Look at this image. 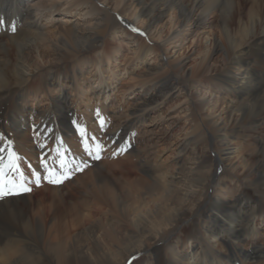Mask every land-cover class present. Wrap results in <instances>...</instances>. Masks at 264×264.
I'll use <instances>...</instances> for the list:
<instances>
[{
    "label": "bare ground",
    "instance_id": "6f19581e",
    "mask_svg": "<svg viewBox=\"0 0 264 264\" xmlns=\"http://www.w3.org/2000/svg\"><path fill=\"white\" fill-rule=\"evenodd\" d=\"M95 2L0 0V149L3 150L0 157H4L6 163L8 153L14 151L22 158H46L51 163L59 150L70 161L69 167L76 168L80 155L77 146L72 147L71 138L78 126L86 129L87 121L94 118V113L98 121H104L106 112L110 111L116 124L103 135L108 142L129 150L130 155L125 158L133 157L139 161L140 170L149 178L144 193L137 194L127 203L101 183L99 174L83 173L86 180L83 175L75 180L80 186L97 182L93 186V208L79 203L61 208L64 195L60 194L62 188L59 186L44 187L53 193L46 206L31 200L34 193L28 196L22 192L14 194L19 195L16 199L7 197L0 202V264L264 263L263 202L247 189L250 184L264 192V146L252 151L254 162L249 165L250 158L234 144L239 133L257 129L264 120V105L258 100L264 98V80H258L250 62L238 53L249 49L250 55L264 57L259 44L264 38V18L245 25L238 21L236 35L229 29L234 23L229 3L232 0H113L112 10L123 15L118 22L111 20L106 9H98ZM103 2L110 4L109 0ZM168 14V27L159 25ZM216 15L223 20L224 56L231 62L226 69L208 73L206 64L210 57L203 55L191 72L195 76L202 71L205 80L216 84V88L207 97L204 94L198 104L206 109L207 117L215 112L219 101L225 104L214 123L212 143L217 152L211 155L208 152L200 154L199 141H194L187 132L180 135L172 131L181 118L177 114L170 115L165 131L157 129L156 123L169 115L168 109L164 114L153 113L159 110L164 96L178 92L179 88L169 83L168 75L156 81L158 74L164 71L162 61L167 58L158 53L150 65L148 62L159 46L175 50L194 33L203 34L202 29ZM57 23V31L50 34L48 28ZM106 25L112 31V41L117 44L108 52L101 51L80 61L84 52L97 49L101 38L94 31ZM133 28L145 33L144 38L139 37V32H133ZM257 28L260 31L255 33ZM50 35L56 37L50 40ZM203 38L206 43L207 37ZM46 43L56 54L65 50L70 52L66 58L70 62L66 67L68 72L43 77L40 88L31 91L29 84L34 74L42 70L41 46ZM124 47L132 54L134 67L122 71L132 75L134 69L140 68L143 71L137 78L143 81L135 102L123 111L122 106L115 103L113 94L118 90L120 79L114 69L122 62L120 56ZM217 51L219 48L214 42L212 53ZM29 53L34 55L33 58ZM33 59L36 61L32 62ZM125 64L124 59L121 66ZM183 64L179 61L176 66L183 68ZM86 65L90 67V74L93 73L83 81L87 83L86 93L96 100L97 112L89 113L92 105L85 102L81 91L84 83L78 81L84 75ZM191 74L184 73L183 77L192 79ZM218 87L221 89L217 91ZM162 89L165 90L160 92ZM122 90L119 89V94L133 92ZM30 97L33 101L47 99L46 108L29 109L27 101ZM110 103L115 105L114 112L108 109ZM151 112V121L144 124ZM3 121L6 123L2 124ZM31 126L37 136L28 134ZM140 130L142 133L138 135ZM7 131L15 144L6 135ZM30 141L38 146L34 147V143L27 146ZM46 141L54 142L55 149L43 147ZM160 142L163 149L175 146L170 164L166 160L160 161L157 155ZM259 144L264 145L261 140ZM215 163L222 166L216 173L213 171ZM212 187H216L217 194L204 219L196 220L199 206ZM101 207L108 208V219L103 215L99 220L89 217L90 210L97 212ZM182 221L187 223L188 234L184 238L173 236L171 232ZM169 234V240L158 243ZM259 238L262 239L260 243ZM150 249L152 256H141Z\"/></svg>",
    "mask_w": 264,
    "mask_h": 264
},
{
    "label": "rangeland",
    "instance_id": "374dc122",
    "mask_svg": "<svg viewBox=\"0 0 264 264\" xmlns=\"http://www.w3.org/2000/svg\"><path fill=\"white\" fill-rule=\"evenodd\" d=\"M96 3V6L100 10H107V14L111 17V20H115L116 22L119 21L120 17L123 16L121 13L118 11L112 10L113 5L111 2L113 0H109L110 4L108 5V2H103V0H93ZM231 4L230 7V13H234V23L230 24V31L232 34H238V21H241L244 25L248 24L251 20H256L258 18H264V0H232V2H229ZM106 5V6H105ZM103 7V8H102ZM111 8V9H110ZM111 14H110V13ZM217 13V12H216ZM213 13V14H216ZM218 14V13H217ZM120 15V16H119ZM58 18V17H56ZM66 19H71L74 20V18H66ZM63 19V20H66ZM170 15L168 14L167 17H165L159 25L162 24H167L169 23ZM168 21V22H167ZM104 22V21H103ZM223 20L222 18L218 17L217 15L213 17L212 19L210 18V21L208 22L207 26H205L202 29L203 34H193L190 37H188L186 40L183 41V43L176 48L175 50H169L166 48H161L159 46V50H154L153 54L150 57V60L148 64L150 65L151 62L157 57L158 53L164 57L167 58V60L162 61L164 65V71H161L158 74V77L156 81L162 80L166 75L170 79H168L169 83H173L178 86L179 90L178 92H175L173 94H170L168 97H163L161 104L158 107V111L153 113L157 114L160 112V114L167 113L166 109H168L169 115L167 117H162L158 120L156 123L157 129L161 131H165L166 127L168 125L169 117L171 114H177L181 118L179 119V122L177 126L175 127L174 130L175 133L182 135L184 132H187V134L195 140H198V145L200 154L201 152H208L209 154L213 155L217 152L216 148L213 147V131H214V123L217 118V113L219 110L224 108L225 104H222V101H219L218 107L216 108L215 112L213 114H209V117H207L206 109L203 107H200L199 101H201V97L205 94L207 97L212 91V89L216 88L215 82H209L208 80H205V76L202 73V71H199L198 73H195L196 75L193 76L191 74L192 70L197 67L198 63L201 61V57L203 55L210 57L209 63L206 64V69L208 73H214L215 70L225 68L230 64V58L225 59L226 57L224 56L226 54L225 52V40L223 37ZM107 26V25H106ZM102 27L99 28L98 30H95L96 35L101 38V42L96 45L97 49H94L93 51H86L84 52L80 57V61H84L85 59H90L94 55L101 53L108 52L111 50L113 45H116L117 43L115 41H112V31L107 27ZM59 27V24H55L54 26H51L49 29L50 34H54ZM164 29L166 31L165 33L168 32V30ZM103 31V32H102ZM260 31V28H257L255 30V33ZM102 32V33H100ZM128 32V31H127ZM164 33V34H165ZM56 35H50V40L55 38ZM140 38L142 36H139ZM207 37L206 43L204 42V38ZM144 37H142L143 39ZM194 38V39H193ZM125 41L126 38H124ZM53 41V40H52ZM124 41V44L127 43ZM217 44L219 51L216 53H212V46L213 43ZM264 38L262 41H259L260 48L262 53H264V46L263 43ZM123 46V45H122ZM153 46V45H151ZM158 46V45H157ZM155 46V47H157ZM41 51L43 54V65H42V70L38 72V74H34V77L32 78V82L29 84V88L32 91L33 89L40 88V80L43 79V77H48V75H52L53 73L56 74H66L68 71L66 70V67H69L70 62L67 61V57L70 55V52H65L63 51L60 54H56L52 51L50 47H48V43H46L44 46H41ZM46 47V48H45ZM44 48V49H43ZM158 48V47H157ZM125 47L122 49V56H120L122 62H120L119 65L116 66L114 71L120 75V79L117 82V91L115 94H113L114 101L115 103L119 104L122 106V110H127L134 101V98L137 97L136 95L137 92L139 91L142 81L143 80H138L137 75L143 71L142 69H134L133 74L129 75L125 74L122 69L124 68L125 71L132 69L134 67V63L132 62V54L127 52ZM156 49V48H155ZM222 49V50H221ZM174 51V53H173ZM244 52V55L242 54ZM242 58L247 59L248 62H250V67L251 70L255 73L256 77H258V80H264V57H261L259 55H250V50L248 49L246 51L243 50L242 52H238ZM237 53V54H238ZM241 53V54H240ZM126 55V56H125ZM1 53H0V58H1ZM33 54L29 53V57L33 58ZM119 57V56H118ZM127 57V58H126ZM247 57V58H246ZM55 58V59H54ZM126 64L124 66H121L123 63L124 59ZM127 59L129 62L127 63ZM159 60V59H158ZM200 60V61H199ZM36 59H33L32 62H35ZM134 61V60H133ZM179 61H183V68H179L176 66V63ZM230 61V62H229ZM131 67V68H130ZM114 68V65H113ZM226 69V68H225ZM86 71H84V75L82 78H78L79 83H84L81 85V91H83V96L85 99V102H89L92 105V110L89 111L91 112H97V107L96 105V100L87 92L86 90V84L83 80H86L91 76V73L89 72L90 67L86 65L85 68ZM234 72L235 69H232ZM163 72V74H162ZM187 73L188 75L191 74L192 79H185L183 77V74ZM105 77L108 76L107 73L104 74ZM160 76V77H159ZM174 78H177V80H174ZM94 82V79L91 78ZM167 81V82H168ZM209 84V85H208ZM211 87V89H210ZM119 89L123 91L122 89H129L133 91L132 93L130 92L129 94H119ZM166 89V88H165ZM162 89L160 92H162ZM199 89V90H198ZM221 88H217V91ZM158 92V93H160ZM156 93V94H158ZM155 94V95H156ZM42 94L39 95V97ZM214 92H211V97H214ZM254 100V99H253ZM259 104H263L264 98H258ZM84 101V100H83ZM28 108L31 109H42L46 108L45 106L47 105L46 103L48 102L47 99H40L38 101H33V98L28 99ZM72 105V104H71ZM107 105V104H105ZM198 105V106H197ZM109 110L115 111V105L114 103H110L109 105ZM171 106H174V108H170ZM184 109H188L186 112L182 113ZM181 112V113H180ZM88 113V114H89ZM94 118L89 121H87V128L85 129L87 131L88 137L89 138H94V139H89L88 143L90 148L95 151L96 150V145L99 144L101 145V151H100V159H94L92 156H90L84 148V144L81 142V137L79 131L75 133L74 138H71L72 142V147L77 146L76 150L79 152L80 155V163L78 166L82 168V171H72L70 172V178L65 180L63 184L60 185H52L49 184L47 181L42 180L41 181V186L37 187L34 183H29L27 186L31 188L30 192H22L23 195H30L32 201H40L43 206L49 205L50 204V199L53 195L51 190H48L44 187H49V188H57L58 186L61 187V192L60 194L64 195V201L62 202L64 205H61L60 207L63 208L65 205L68 204H73V203H79L83 207L84 206H89L90 208H93V186H96V181H92V184H88L87 186H80L79 182H76L80 176H85L84 180H86V175L90 174L93 176H96L99 174L100 181L101 183L104 182L107 185V188L112 189L114 193H117L119 198L121 200H124L125 202H130L131 200L134 199V196L137 194L144 193V186H146L148 177L146 174H144L139 167V161L136 158H125L129 154V150L126 148L124 149L123 152H121V148L119 146L115 145L114 143H110L105 139V136L103 135V132L109 131L114 129L115 127V120L114 118L111 117L110 111L106 112V119L104 120V126H100V121L97 120V114L94 113ZM151 114L147 116V118L144 121V124L148 123L151 121ZM187 114H190L186 116ZM193 115V116H192ZM78 118V117H77ZM188 118V120H187ZM98 121V122H97ZM261 123L262 125L257 127V129L252 130V129H245L241 133H239L238 139L235 140V146L240 147L239 149H242L245 153L246 156L250 158V164L252 165L254 162V154L252 151H257V149L261 146L259 144V140H261L264 143V120ZM6 122H2L4 124ZM169 129V128H168ZM178 129V130H177ZM101 130V131H100ZM103 130V131H102ZM171 130V129H169ZM36 132L33 129V126H31V129L29 128L28 134H31L32 136ZM137 133H135V137H137ZM142 133V130H140L139 134ZM7 131L6 135H9V139L15 144L14 139ZM241 134V135H240ZM36 135V134H35ZM37 136V135H36ZM135 142V141H134ZM34 143V144H33ZM34 145V147L38 146V144L34 141H30V143L27 144V146L31 147V145ZM162 142H160V149H163V145H161ZM43 147H47L48 150H54L55 145L54 142H43L42 144ZM157 148L158 152L157 155L159 156L160 161L166 160L167 163L170 164L172 161V153L175 151V146H171L169 149H163L159 151L160 149ZM247 149V150H246ZM115 153V155H114ZM74 156V155H73ZM38 157V156H37ZM56 157V156H55ZM22 158V157H21ZM36 161H35V160ZM38 160V161H37ZM41 159L40 157L36 158L34 156L29 159L28 157H23L21 160V165H22V170L24 171H29L28 165H31V170H38L36 166L39 165ZM128 161V162H127ZM29 162V163H28ZM35 162V163H34ZM26 163V164H25ZM28 163V164H27ZM31 163V164H30ZM97 166V168H96ZM222 166L219 165L218 163H215V166L213 168V171L216 173L220 170ZM27 169V170H26ZM75 169V168H73ZM44 170L43 168L40 169V172L42 173ZM86 175H84V174ZM43 174V173H42ZM143 180V181H142ZM145 180V181H144ZM78 181V180H77ZM142 181V182H141ZM100 183V184H101ZM140 183L142 185H140ZM256 187L254 185L248 184L247 189L250 191V194L257 199L261 200L263 202L262 205V211L264 213V192L259 191L258 189H255ZM37 191V192H36ZM147 193V191L145 192ZM126 194V195H125ZM217 194L216 187H212L204 201L200 204L199 209L197 214L195 215L196 220H203L205 214H207L209 206L211 205L212 201L214 200L215 196ZM145 195V194H144ZM19 195H14L8 198L11 199H16L18 198ZM7 198V199H8ZM43 201V202H42ZM60 204V203H59ZM80 205V206H81ZM108 208L101 207L99 208L97 212H92V210L89 211V217L93 219H100L103 216H107L106 218L108 219L107 213ZM115 219V218H114ZM111 221V220H110ZM107 220V222H110ZM50 222V220H48ZM187 223L185 221H182L179 223V225L176 227L174 231L171 232L173 236H182L184 238V235L188 234V229ZM185 232L181 234V232L184 230ZM261 233V232H260ZM181 234V235H180ZM170 234L165 235L163 238L158 240L159 244H162L163 242H166L169 240ZM264 238V235H263ZM262 241L261 238H259L258 243ZM222 248V247H221ZM152 249L146 251L145 253H142L141 256H152ZM137 260V258H136ZM264 264V263H261Z\"/></svg>",
    "mask_w": 264,
    "mask_h": 264
},
{
    "label": "snow or ice",
    "instance_id": "6c2138e0",
    "mask_svg": "<svg viewBox=\"0 0 264 264\" xmlns=\"http://www.w3.org/2000/svg\"><path fill=\"white\" fill-rule=\"evenodd\" d=\"M15 31V28L12 29ZM133 32H139L138 29L133 28ZM141 36L145 35L143 32H139ZM100 126H104V121L101 119ZM81 142L84 144L85 151L94 159H100L101 145H96V150L93 151L89 146V138L87 131L78 126ZM0 151H3L0 149ZM124 149H121L123 152ZM115 155V153H114ZM22 158L11 151L8 153L7 162L5 163L4 157H0V202L6 200L7 197L19 194L20 192H30L31 188L27 185L34 183L37 187L41 186V181H47L52 185H60L70 178V172L82 171L80 166L75 169L69 167L70 161L65 157V153L57 150V156L49 163L47 159H42L38 165V168H43V174L39 170H31V165L28 166L29 171H23L21 168Z\"/></svg>",
    "mask_w": 264,
    "mask_h": 264
}]
</instances>
